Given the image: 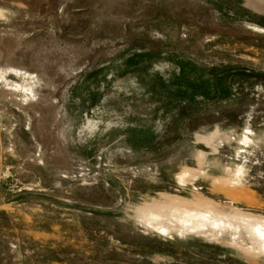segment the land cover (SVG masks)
Masks as SVG:
<instances>
[{
  "label": "rangeland",
  "instance_id": "1",
  "mask_svg": "<svg viewBox=\"0 0 264 264\" xmlns=\"http://www.w3.org/2000/svg\"><path fill=\"white\" fill-rule=\"evenodd\" d=\"M0 264H264V0H0Z\"/></svg>",
  "mask_w": 264,
  "mask_h": 264
}]
</instances>
